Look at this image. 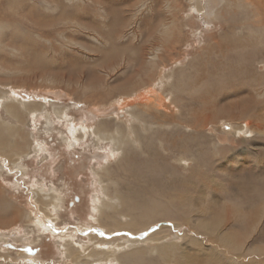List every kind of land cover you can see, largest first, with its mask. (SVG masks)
<instances>
[{"label": "rangeland", "instance_id": "obj_1", "mask_svg": "<svg viewBox=\"0 0 264 264\" xmlns=\"http://www.w3.org/2000/svg\"><path fill=\"white\" fill-rule=\"evenodd\" d=\"M192 1L109 2L131 17L124 28L119 25L116 41L132 49L125 35L134 32L138 43L148 45L142 68L129 50H123L117 61L111 59L113 55L105 57L107 44L100 41L107 40L115 17L106 14L101 0L84 4V15L98 22V29H82L73 18L65 31L40 38L18 23L20 31L41 41L30 52H40L43 64L37 66L31 55L21 61L23 55L15 49L6 53L18 64L11 72L0 70V93L5 97L0 99V119L23 132L22 164L27 171L13 168L11 157L0 152L6 167L0 171V192L20 211L17 218L9 215L12 222L0 229V264H74L67 257L66 242L90 245L89 233L101 229L102 223L109 226L105 231L113 238L167 234L165 242L142 247L145 255L130 253L139 246L128 247L123 255L130 253L131 264L141 260L144 264H264V95L255 97L256 89L264 90V0H243L235 14L229 12L233 5L229 2L218 19L193 13ZM207 2L212 9L221 7V0H202L203 7ZM157 12L168 22L174 20L181 31L167 52L169 43L154 44L162 45L164 58L147 75L153 46L145 41L143 32L149 25L144 23H153L149 19ZM222 36L230 41L223 42ZM240 37L253 43L235 49L232 46ZM216 41L232 48L223 64H237V71L226 76L214 71L221 64L212 62L223 56L207 49ZM230 42L235 44L230 47ZM198 60L201 65H196ZM208 67L213 75L196 74ZM238 73H243L242 79ZM131 74L136 87L125 80ZM177 83L183 90L175 93L170 87ZM238 84L252 87V102L241 99L247 91L240 97L232 95ZM200 85L209 102L202 101L200 91L190 93ZM140 94L144 98L137 99ZM19 99L43 104L44 114L27 111L22 120L12 117L3 104L16 100L20 106ZM57 108L66 109V115L57 114ZM47 117L52 120L49 126ZM101 125L122 128L126 143L121 149L96 135ZM11 133L10 140L15 130ZM42 187L44 193L54 191L61 198L59 209L52 208L47 221L36 193ZM117 193L126 200L123 207L114 206ZM105 202L109 209L103 207ZM149 203L157 205V222L149 232L111 231L115 220L128 222L130 214L136 218L142 213L140 204ZM104 212L111 217L103 218ZM161 245L169 246L164 257L151 252ZM92 264L125 263L114 256Z\"/></svg>", "mask_w": 264, "mask_h": 264}, {"label": "bare ground", "instance_id": "obj_2", "mask_svg": "<svg viewBox=\"0 0 264 264\" xmlns=\"http://www.w3.org/2000/svg\"><path fill=\"white\" fill-rule=\"evenodd\" d=\"M70 3L73 2V4H66V0H0V70L5 71V72H11L14 69V65L18 64V61L15 59V57H11L10 54L6 53L8 50L13 51L16 49V51L21 52V54L18 55H23L22 60L24 59L28 61L30 55L32 60L34 59L36 62V65L38 66L39 64H43L40 62L41 58V53L40 52H33L31 53L30 51L33 49L35 50L38 48V46H41L42 43L40 40L33 38H30V35L24 34L23 31H20L18 29L19 25L18 23H21L23 27H26V29L30 32H35L39 35L40 38H46L47 34H52L54 31H61V30H66L68 27L71 26V19H74V22L78 25V27H81L82 29H98L99 28V23L96 22L95 20L87 17L84 15L85 11V6L84 4L86 3V0H67ZM78 1V2H76ZM122 4H126L129 2V0H122ZM243 0H221V7L212 9L208 6L210 2H207L206 5L202 4V0H193L192 2L194 3L192 5V11L195 14L201 15V17L206 18H211V19H218L222 15V13L226 11V7L229 8V2H232V8L229 10V12H236V7L241 6L240 3ZM247 1V0H246ZM109 2L111 0H101L100 5L101 7L107 11V15L113 14L115 19L113 22L110 24L111 30L106 32V38L107 40H101V43L107 44V47H105L104 55L105 57L109 56H114L111 57V59L117 61L119 58L121 52L123 50H129L132 53H135V58L134 60L141 63V68L144 65V60H143V52L146 50V47L148 45H145L144 42L138 43V39L134 32L127 33L125 37H127V44L130 46L132 49L123 47L120 45L116 39H117V33L119 34V25H121L122 28H124L129 21L130 15L125 14V10L112 8L113 5H109ZM170 2V1H169ZM228 2V4H227ZM248 2V1H247ZM93 3V2H92ZM112 4V3H111ZM131 7L132 5L129 4ZM128 6V5H125ZM145 4H141L137 10L142 11L144 8ZM191 6V5H190ZM169 7V6H168ZM225 9V10H224ZM43 10H53L52 14H46ZM128 11V10H127ZM234 12V14H235ZM245 13V12H244ZM161 13L153 14V16L149 19L151 21H154L153 23H144L149 25L146 29L147 31L143 35L145 36V41L148 43L151 42V45L153 46V52H151L149 56V65L145 67V74L150 75L152 73V70L156 67H158L159 61L164 58L160 56L161 51L163 50L162 45H156L154 44L160 42L162 40L165 43H169L168 46H165V52L169 51L170 48H173V41L179 39V32L181 31L180 25L176 24L174 20L168 22L166 18H162ZM248 15V14H247ZM48 17V18H46ZM59 22L58 25L56 23ZM88 21V22H86ZM63 24L61 27L60 25ZM176 24V25H175ZM58 26L59 28H55ZM182 26V25H181ZM161 27V28H160ZM176 28V29H174ZM183 28V27H182ZM81 29V30H82ZM177 30V31H176ZM79 31V29H78ZM159 31V32H158ZM59 33V32H58ZM159 33V34H157ZM133 38V41L135 42L133 45L130 44L131 37ZM92 37V36H91ZM223 42H229L227 37H223ZM233 40V39H232ZM150 41V42H149ZM236 44L234 42H230V47L235 44L234 47L235 49L241 48L243 46L250 45L253 43V41L248 38L247 42L243 41V38H237ZM97 42V41H96ZM33 44V46H32ZM44 45V44H43ZM150 46V45H149ZM136 47V49H134ZM232 48H229L228 46H225V43H220L218 41L215 42V44L210 45V47L207 49L209 53L213 52H218V55H222L223 59L218 60L217 62H212L216 64H221L220 66H215L214 71H217V75H224L226 76L227 73L230 72V70L237 71L239 68V65L237 64H229L227 65L223 64V61H225L228 56L224 55ZM208 54V55H211ZM17 55V56H18ZM169 55V54H168ZM242 58L244 56V53L241 52L240 55ZM231 57V55H230ZM18 58V57H17ZM159 58V60H158ZM241 58V59H242ZM69 59V58H68ZM73 60V59H72ZM25 62V61H24ZM48 64V63H47ZM55 64V63H54ZM62 64V63H61ZM60 64V65H61ZM152 64V65H151ZM196 65H201V60H198ZM242 65V63H240ZM103 64L100 66V69ZM156 66V67H155ZM194 66V65H193ZM70 67V66H69ZM109 68L112 69L113 66H108ZM209 68V67H208ZM117 69V66L115 65L113 67V70ZM32 70V69H31ZM34 70V69H33ZM241 70H244L241 68ZM87 72V71H86ZM96 72V70H95ZM140 73V70L137 71V73ZM209 72L208 74L213 75V72L211 69H204L201 72H198L196 74H200L202 77H205L206 73ZM226 72V73H224ZM101 73V72H100ZM133 73V72H132ZM142 74V73H141ZM238 79L243 78V73H238ZM3 75V74H2ZM0 75V76H2ZM132 76H129L126 80V82L130 85L136 87L137 86V81L134 80L135 76L134 74H131ZM97 76V74H96ZM98 77V76H97ZM154 76H152L153 78ZM179 80L181 78H178ZM93 80V79H92ZM237 80V79H236ZM207 81V80H206ZM242 81V80H241ZM180 82V81H178ZM208 83V81H207ZM215 85H219L218 83H214ZM183 85L181 83H177V85H172L170 88L171 90H175L176 92H179L183 90ZM128 87V88H129ZM123 89V88H122ZM121 89V90H122ZM190 93H193L194 91H200L204 93L202 97V101L204 102H209V96L205 92V87L200 86H195L193 89H190ZM251 90L252 87L250 86H242L238 84V87H234V91L232 95L236 96H241V94L245 91L249 93L246 97H243V101L245 99H249L251 102L253 101L251 96ZM229 95H231L229 93ZM259 95H264V90H258L256 89L255 97L258 98ZM144 98V94L138 95L137 99ZM5 98L4 96H1L0 93V99ZM205 98V99H203ZM13 101L16 100H11L8 102H4V107L6 111L14 118H17L18 120H22L24 112L27 111H32V112H37L40 114H44V106L43 104L39 105L35 101H22V100H17L20 103V106L14 103ZM131 103V102H130ZM241 101H237V105L241 104ZM23 110V111H22ZM25 110V111H24ZM239 113H242L243 110H239ZM56 113L59 115H66V109H56ZM47 126L52 124V120L47 117ZM101 123V122H100ZM260 128V126H257ZM18 128V127H17ZM15 128L12 125H9L2 121L0 119V152L1 153H7L11 158L10 161L12 163V167L20 170L25 173V168L22 164V153L24 150H22L23 145H25V137L23 135V132L18 128ZM50 128V127H49ZM15 133L13 135V139L10 140L9 136L12 135L11 131H14ZM96 135L103 140H112L118 148H122L124 144L126 143V135L125 132L122 130V128H117V129H109L108 126L101 125L100 127H97L95 130ZM94 133V134H95ZM12 138V136H11ZM23 142H22V141ZM70 145L74 146L75 142H72ZM26 152V151H25ZM6 167L4 164H2L0 160V171L4 170ZM27 169V168H26ZM27 172V171H26ZM45 189L42 187L40 190H36V193L38 195L39 202L42 205V211L44 212V218L47 221V218L52 217V208L54 211L58 210L60 207V202L61 198L58 193L52 192V193H44ZM42 194V196L40 195ZM107 194V193H106ZM47 196V197H45ZM50 196V197H48ZM37 197V196H36ZM116 205L117 207H123L126 204V200L123 198L122 195L119 193L116 194ZM118 200V201H117ZM114 204V203H113ZM118 204V205H117ZM120 205V206H119ZM103 207H111L107 202L104 203ZM141 207V208H140ZM157 205L155 204H144V205H139V209L143 210L142 213L139 212V215L135 218L131 214L129 215L130 220L128 222H121L119 220H115L113 226H112V232L116 233H123V234H131V232H143L147 231L150 228V225L153 223L157 222L156 219H154V214L156 212ZM109 209V208H108ZM144 213V216H141ZM9 215H13L14 218H17L20 215V211L12 205L9 201H7L2 193L0 192V229L1 227H6L8 226L9 223L12 221L8 219ZM103 218H110L111 215L109 213H103L102 214ZM128 217V216H127ZM135 219V220H134ZM56 219H53V221ZM111 220V219H110ZM41 221V220H40ZM41 223V222H39ZM49 221L47 222V224ZM111 225V224H109ZM167 226V225H166ZM109 226L107 224L102 223L101 229H96V230H91L89 233V238H90V245H81V246H76L74 242L72 241H67L66 242V252H67V257H69L74 264H92L98 261H108L114 256L122 263L124 262L125 264H131L128 261V257L131 254H141L145 255L144 249L148 248L146 246L147 243L151 242H159V241H164L167 238V234L162 236L161 234H147L148 236H134L131 235L130 238L126 239L124 237H118V238H113L112 236H109L106 233V228ZM155 228V227H154ZM131 231V232H130ZM149 232V230H148ZM163 232V231H162ZM113 234V233H112ZM142 234V233H141ZM144 235V234H143ZM71 236V235H69ZM112 237V238H111ZM135 245L139 246L141 248L131 251L130 253H126L123 255V252L128 251V247ZM168 245V244H167ZM167 245H161L159 247L151 249V252H157L158 254H161L162 257H164L167 252L169 251V246ZM144 247V249H142ZM122 249V252H121ZM150 250V249H149ZM120 251L121 254L118 255V252ZM123 256L126 258L124 259ZM36 264V263H32ZM37 264H40L37 262ZM136 264H144V260L138 261Z\"/></svg>", "mask_w": 264, "mask_h": 264}]
</instances>
